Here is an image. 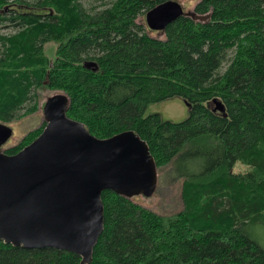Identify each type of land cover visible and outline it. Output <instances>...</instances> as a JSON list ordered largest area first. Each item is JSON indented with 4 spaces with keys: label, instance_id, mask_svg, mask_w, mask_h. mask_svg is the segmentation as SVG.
<instances>
[{
    "label": "trees",
    "instance_id": "obj_1",
    "mask_svg": "<svg viewBox=\"0 0 264 264\" xmlns=\"http://www.w3.org/2000/svg\"><path fill=\"white\" fill-rule=\"evenodd\" d=\"M168 1L0 0V26L16 30L0 34V123L43 109L47 88L67 95L68 116L97 138L134 131L159 177L169 169L182 181L183 210L173 215L105 191L92 264H264L256 237L264 234V0H197L166 30L151 31L147 12ZM173 99L188 106L186 120L146 115ZM45 126L4 152L19 153ZM80 263L71 252L0 241V264Z\"/></svg>",
    "mask_w": 264,
    "mask_h": 264
},
{
    "label": "water",
    "instance_id": "obj_2",
    "mask_svg": "<svg viewBox=\"0 0 264 264\" xmlns=\"http://www.w3.org/2000/svg\"><path fill=\"white\" fill-rule=\"evenodd\" d=\"M184 15L183 5L171 0L148 11L146 24L160 32ZM84 67L98 70L95 62ZM214 105L225 113L221 102ZM69 107L65 94L48 97L41 135L15 155L0 150V241L71 252L80 264H92L105 230L103 193L151 198L159 169L149 145L134 131L97 138L68 116ZM13 135L12 127L0 123V149Z\"/></svg>",
    "mask_w": 264,
    "mask_h": 264
},
{
    "label": "rangeland",
    "instance_id": "obj_3",
    "mask_svg": "<svg viewBox=\"0 0 264 264\" xmlns=\"http://www.w3.org/2000/svg\"><path fill=\"white\" fill-rule=\"evenodd\" d=\"M113 0H83L85 7H96L100 8L105 4ZM180 2L187 10L190 11L194 8V4L197 0H176ZM16 32L15 28L11 26L10 23H5L0 26V34H14ZM57 45L52 43L46 46V51L50 59L54 58ZM48 82H45V86ZM55 91L49 90L47 88L39 90V96L41 98V103L45 104L48 97L53 96ZM27 108L23 111L25 112ZM160 114L164 120L171 122H182L186 120L189 116V108L181 99H173L160 103L153 104L147 108L146 115L150 114ZM44 123L43 109H39L34 115L23 118L22 120L16 121L9 124L13 128L14 135L11 140L3 146L0 150L4 151L10 146H15L20 143L21 139L29 132V130L35 127H40ZM159 185L156 193L151 198H145L143 196L136 197V201L142 206L158 213L161 215H173L175 213L183 210V199H182V181L176 179L172 175L169 169L163 170L159 177ZM258 241L264 248V234L263 232L256 233Z\"/></svg>",
    "mask_w": 264,
    "mask_h": 264
}]
</instances>
